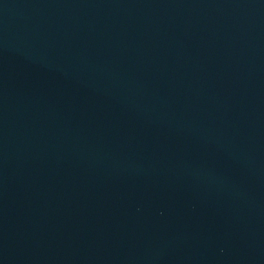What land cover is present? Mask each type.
<instances>
[{"label": "water", "instance_id": "1", "mask_svg": "<svg viewBox=\"0 0 264 264\" xmlns=\"http://www.w3.org/2000/svg\"><path fill=\"white\" fill-rule=\"evenodd\" d=\"M0 264H264V0H0Z\"/></svg>", "mask_w": 264, "mask_h": 264}]
</instances>
